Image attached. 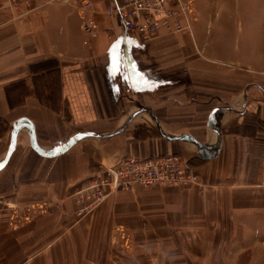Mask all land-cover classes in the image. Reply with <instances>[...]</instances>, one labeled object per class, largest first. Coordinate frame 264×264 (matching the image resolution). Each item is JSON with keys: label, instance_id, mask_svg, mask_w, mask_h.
Wrapping results in <instances>:
<instances>
[{"label": "crops", "instance_id": "obj_1", "mask_svg": "<svg viewBox=\"0 0 264 264\" xmlns=\"http://www.w3.org/2000/svg\"><path fill=\"white\" fill-rule=\"evenodd\" d=\"M93 1L94 36L79 0H34L38 9L14 20L0 13V264H171L185 254L175 239L217 220L224 229L231 219L243 230L262 224L264 120L262 103L248 105L254 92L245 86L241 107L224 108L214 152L218 142L200 124L230 104L204 100L215 88L181 77L187 41H144ZM135 111L132 120L150 115L163 135L146 119L119 132ZM183 134L213 156L198 157L194 142L175 139ZM173 153L190 160L201 185L120 190L77 215L74 191L101 165Z\"/></svg>", "mask_w": 264, "mask_h": 264}, {"label": "rangeland", "instance_id": "obj_2", "mask_svg": "<svg viewBox=\"0 0 264 264\" xmlns=\"http://www.w3.org/2000/svg\"><path fill=\"white\" fill-rule=\"evenodd\" d=\"M100 1L105 4V16L112 21H116L117 18L106 14L109 0ZM189 1L191 4L188 12L191 19L190 33L160 31L149 39L177 35L181 36L183 41H187V43L183 42L181 45L183 54L181 77L183 79L188 78L190 83L195 81L201 83L203 80L209 86L214 87L212 93L208 95L202 93L204 100L215 96L216 98L212 100L213 103L227 102L231 105L225 108L222 104L220 110L212 114L209 122L211 128L219 127L222 129L227 125V112L225 109L234 111L241 107L243 96L246 95V92L243 91L245 86H247L246 89L248 88V90L254 92L251 97L257 96V99H251L248 105L251 104V107L254 108V104L259 105V102L262 103V107L259 106L261 108L259 116L264 120V93H262L264 90L259 91V88L255 87L256 84L264 86V0ZM184 53L185 55L189 53L190 58L184 59ZM188 71L191 74L190 77L186 76ZM235 96H239V100L237 103L231 104L230 100ZM139 110L141 109L137 111ZM133 120H130V123L126 126L127 128L145 120L149 123L151 121L150 127L152 130L157 129L156 124L152 123L150 115H147V118L142 117ZM200 125L203 128L206 127V130L215 138L214 144L218 142L215 150L213 148V151L217 152L219 149L217 146L220 147L221 142L219 141V135L207 123L203 122ZM205 146L203 144L204 149L201 152L203 156L213 152ZM194 171L197 175V182L190 184V187L201 185L199 174L196 170ZM137 187L141 186L135 185L134 188L128 190H134ZM262 192H264V187H262ZM24 210L25 208L23 213ZM260 215L264 216V209L261 210ZM219 216L222 219L221 213ZM226 223L227 221L217 220L205 229L203 235L193 236V234H189L186 237H180L178 241L175 239L177 244L174 247L182 246V251L185 249V254L182 255L179 262L175 261L171 264H264V222L260 225L255 223L253 226L252 224L245 230H243L245 222L242 220L231 219L228 222V228L224 229L223 224ZM254 227H259V229H254ZM238 231L241 232L240 235H237Z\"/></svg>", "mask_w": 264, "mask_h": 264}, {"label": "built area", "instance_id": "obj_3", "mask_svg": "<svg viewBox=\"0 0 264 264\" xmlns=\"http://www.w3.org/2000/svg\"><path fill=\"white\" fill-rule=\"evenodd\" d=\"M81 8L90 13L83 30L91 35L94 20L93 0H79ZM34 0H0V13L17 19L38 9ZM189 0H109L106 14L117 18L123 29L137 32L141 39H149L158 32H191ZM197 175L187 159L177 154L146 157L124 156L117 162L101 165L75 192L77 215L93 210L106 197L120 190L150 186H190Z\"/></svg>", "mask_w": 264, "mask_h": 264}, {"label": "water", "instance_id": "obj_4", "mask_svg": "<svg viewBox=\"0 0 264 264\" xmlns=\"http://www.w3.org/2000/svg\"><path fill=\"white\" fill-rule=\"evenodd\" d=\"M228 107H229V106H226L225 108H228ZM217 110H220V107H215V108H213V109L210 111V113H209V116H208V122H207V125H208L209 127H210L209 122H210V120H211L212 114H213L214 112H216ZM135 114H136V113H135ZM135 114L131 115V116L126 120L125 124L122 126V128H121V130H120L119 132H121V131H123V130L125 129V127L128 125V123H129L130 120L134 117ZM151 114H152V113H151ZM152 117H153V116H152ZM153 118H154V117H153ZM156 128H157V131H158L160 134L163 135V133H162V131H161V128H160V125H159L158 123H156ZM210 128H211V127H210ZM211 129L214 130V131L219 135V141H220V139H221V130H220V128H219V127H212ZM15 131H16V130H15ZM15 131H14L12 137H15ZM87 133H88V134L95 135V136H98V137L103 136V135H101V134H97V133H94V132H87ZM77 136H78V134H75V135H73L72 137H70V139H69V140L63 145V147L59 150V152H63V151H65V150H67V149L69 148V146L72 144V142L74 141V139H75ZM175 139H187V140H190V141L194 142V143L198 146V151H197V156H198V157H200V158H209V157H211V156H203V155H201V152H202V149H203V144H202L201 142L197 141L192 135H190V134H183V135H181V136H179L178 138H175ZM12 140H13V138H12ZM217 148H219V145L217 146ZM9 150H11V148H10ZM9 154H10V152L5 156V159H4V161H3L2 164H4V162L7 160ZM55 154H56V153H55ZM55 154H46V155L53 156V155H55Z\"/></svg>", "mask_w": 264, "mask_h": 264}, {"label": "trees", "instance_id": "obj_5", "mask_svg": "<svg viewBox=\"0 0 264 264\" xmlns=\"http://www.w3.org/2000/svg\"><path fill=\"white\" fill-rule=\"evenodd\" d=\"M187 161L189 162L190 160L188 159Z\"/></svg>", "mask_w": 264, "mask_h": 264}]
</instances>
